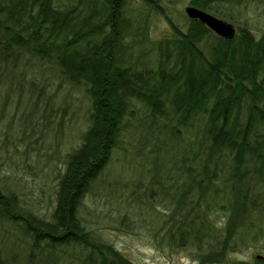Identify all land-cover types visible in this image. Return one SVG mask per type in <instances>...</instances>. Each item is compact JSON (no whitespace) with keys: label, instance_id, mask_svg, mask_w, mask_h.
I'll use <instances>...</instances> for the list:
<instances>
[{"label":"trees","instance_id":"trees-1","mask_svg":"<svg viewBox=\"0 0 264 264\" xmlns=\"http://www.w3.org/2000/svg\"><path fill=\"white\" fill-rule=\"evenodd\" d=\"M159 1L0 0V98L17 92L21 100L29 90L33 114L35 83L20 64L34 57L83 85L91 100L90 124L67 154L51 218L0 180V222L10 227L0 229V264H136L86 228L80 207L123 128L137 117L138 103L152 121L138 117L135 126L170 130L174 143L166 151L182 178L164 221L169 243L194 247L199 264H212L264 238V25L256 32L234 18L264 0H189L236 22L232 38L195 18L179 25ZM153 11L172 29L149 56L141 43ZM218 211L225 214L220 223L213 218ZM26 240L23 261L17 254L8 259L6 250ZM230 264H264V258Z\"/></svg>","mask_w":264,"mask_h":264},{"label":"rangeland","instance_id":"rangeland-1","mask_svg":"<svg viewBox=\"0 0 264 264\" xmlns=\"http://www.w3.org/2000/svg\"><path fill=\"white\" fill-rule=\"evenodd\" d=\"M159 2L167 7L174 22L181 26L188 23L185 7L189 0ZM263 6L262 2L250 3L243 6L242 12L234 13V18L239 22L247 20L258 32L264 25ZM226 20L236 26L233 20ZM171 29L165 16L151 13L149 37L141 43L151 49L149 56L156 41ZM20 67L28 74V81L33 78L35 86L30 98L37 99V103L30 113L31 101L26 97L29 90L21 100L17 92L11 93L7 101L0 98V180L38 215L51 218L67 154L83 141L90 124L91 100L83 85L71 84L47 61L30 57ZM7 87L1 85L3 90ZM23 87L27 89L28 83H23ZM135 107L137 117L123 128L110 162L83 198L81 219L87 229L136 264H199L194 247L169 243L168 224L164 223L175 206L171 196L182 180L166 151L173 142L170 130L159 129L160 126L153 132L137 128L138 117L146 123L152 119L143 105L138 103ZM176 149L178 154L181 150ZM171 154H176V150ZM224 217L221 211L213 213L218 223ZM0 227L2 232L3 228H10L1 226V222ZM22 243L6 250L8 259L15 254L18 260L22 259L28 248L27 240ZM263 254L264 238L257 237L241 243L229 253L228 261L212 264H230L237 259L248 263Z\"/></svg>","mask_w":264,"mask_h":264},{"label":"water","instance_id":"water-1","mask_svg":"<svg viewBox=\"0 0 264 264\" xmlns=\"http://www.w3.org/2000/svg\"><path fill=\"white\" fill-rule=\"evenodd\" d=\"M185 12L189 18L200 20L220 36H223L225 38H232L236 33V27L233 22L219 17L195 5L188 4L185 7ZM258 256L264 258L263 255Z\"/></svg>","mask_w":264,"mask_h":264}]
</instances>
